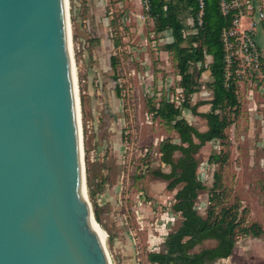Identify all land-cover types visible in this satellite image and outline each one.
Instances as JSON below:
<instances>
[{
	"label": "rangeland",
	"instance_id": "1",
	"mask_svg": "<svg viewBox=\"0 0 264 264\" xmlns=\"http://www.w3.org/2000/svg\"><path fill=\"white\" fill-rule=\"evenodd\" d=\"M68 2L88 198L94 216L95 211L99 214L96 222L106 232L112 264H154L148 254L164 251L165 243L160 242L182 221L172 209L177 190L169 191L167 182L152 175L158 168L169 170L160 160L161 142L178 139L176 131L151 112L162 98L180 94L176 60L165 48L169 36L155 32L143 0ZM112 57L116 67L111 65ZM192 70L200 88L191 105L211 100L208 74ZM260 86L264 79L253 85L254 96L249 99L248 82L238 85L239 112L223 111L232 120L226 138L206 143L198 154V175L206 189L197 198V211L205 216L210 206L216 212L237 209V240L245 247L253 236L244 235L242 228L256 223L264 229V92ZM210 108L203 104L198 111ZM183 115L199 130H207L205 118L188 109ZM215 152L221 157L217 163L210 161ZM158 226L163 228L161 235ZM215 244L205 241L195 250Z\"/></svg>",
	"mask_w": 264,
	"mask_h": 264
},
{
	"label": "water",
	"instance_id": "2",
	"mask_svg": "<svg viewBox=\"0 0 264 264\" xmlns=\"http://www.w3.org/2000/svg\"><path fill=\"white\" fill-rule=\"evenodd\" d=\"M68 0H0V264H112L86 187Z\"/></svg>",
	"mask_w": 264,
	"mask_h": 264
},
{
	"label": "trees",
	"instance_id": "3",
	"mask_svg": "<svg viewBox=\"0 0 264 264\" xmlns=\"http://www.w3.org/2000/svg\"><path fill=\"white\" fill-rule=\"evenodd\" d=\"M149 13L154 19L155 32H170L171 37L165 48L176 60L183 102L179 107L169 99L162 98L151 108L155 117L178 134L177 140L166 138L160 144V160L169 170L158 168L152 171V175L167 182L169 191L177 190L172 209L181 214L182 221L179 228L168 235L165 250L150 252L148 259L154 264H208L233 253L240 223L234 207L216 212L210 206L205 216L196 208L200 192L206 189L198 175V154L206 143L226 138V129L232 120L223 111L232 110L237 114L241 105L237 79L231 78L226 85L222 31L231 25L232 16L222 15L219 0H205L202 24H199L196 0H150ZM111 65L116 67V58H111ZM196 68L200 75L208 74L207 84L212 91V99L191 105L192 96L200 88L192 70ZM120 92L117 85V95ZM203 104H210V110L199 112L198 107ZM186 109L193 115L205 118L207 130L201 131L192 125L183 115ZM220 160L219 154H211V162ZM92 193L95 194V191ZM95 216L99 218L97 211ZM242 231L244 235L253 237H260L264 233V229L256 223L242 228ZM209 239H214L216 244L195 251L198 245Z\"/></svg>",
	"mask_w": 264,
	"mask_h": 264
},
{
	"label": "built area",
	"instance_id": "4",
	"mask_svg": "<svg viewBox=\"0 0 264 264\" xmlns=\"http://www.w3.org/2000/svg\"><path fill=\"white\" fill-rule=\"evenodd\" d=\"M196 1L199 6V24H202L205 0ZM219 6L223 16H232L231 25L222 31L226 59V85L228 86L231 78H236L238 84L248 82L247 97L252 99L253 85L259 86L264 79V50L257 37V30L261 21L264 20V10L259 7L257 0H219ZM143 8L149 13L150 0H143ZM247 17H251V21L248 27H243L242 20ZM168 36L170 39L171 35ZM260 88L264 92V86ZM178 89L179 95L173 94L167 99L182 107L183 90Z\"/></svg>",
	"mask_w": 264,
	"mask_h": 264
},
{
	"label": "crops",
	"instance_id": "5",
	"mask_svg": "<svg viewBox=\"0 0 264 264\" xmlns=\"http://www.w3.org/2000/svg\"><path fill=\"white\" fill-rule=\"evenodd\" d=\"M257 2L259 4V7L262 10H264V0H257ZM245 20H246L247 24L244 22ZM250 21H251V17L244 18L242 20L243 27H248ZM164 34H166L167 36L170 35L169 32H166ZM257 34H258L257 37L259 39V43H260L262 49L264 50V20L261 21V24L257 30ZM161 219H163V218H161ZM163 228H164V225H163ZM163 228L159 227L160 230H158V233L160 235L163 231ZM169 230L167 229V233H169L168 232ZM159 234H154V232H153V236H155L157 240L160 239ZM263 236L253 237V239H250L249 240L250 241L249 247H248V245H247V247H245L242 242L240 244V241L237 240L236 246L233 250V253L227 258H219V259L215 260L214 263L215 264H264V237ZM167 237L165 236L164 240H162L160 242V244L162 242L165 243ZM213 240L214 239H209L206 241H213ZM245 242H247V241H245ZM200 246H201V244H200ZM195 251H199V250H195ZM247 252H250L251 254H249Z\"/></svg>",
	"mask_w": 264,
	"mask_h": 264
},
{
	"label": "bare ground",
	"instance_id": "6",
	"mask_svg": "<svg viewBox=\"0 0 264 264\" xmlns=\"http://www.w3.org/2000/svg\"><path fill=\"white\" fill-rule=\"evenodd\" d=\"M67 8H68V4H67ZM70 48H71V43H70ZM72 54V52H71ZM72 62H73V58H72ZM73 72H74V80H75V84H76V78H75V71H74V64H73ZM76 93H77V88H76ZM78 99V98H77ZM96 228L97 230L100 232L101 236L104 238V240L106 239V232L104 231V229L102 228V226L100 224H98L96 222Z\"/></svg>",
	"mask_w": 264,
	"mask_h": 264
}]
</instances>
